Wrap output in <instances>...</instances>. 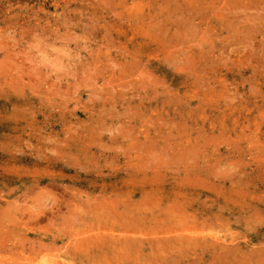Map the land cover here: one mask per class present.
Masks as SVG:
<instances>
[{
    "label": "rangeland",
    "instance_id": "obj_1",
    "mask_svg": "<svg viewBox=\"0 0 264 264\" xmlns=\"http://www.w3.org/2000/svg\"><path fill=\"white\" fill-rule=\"evenodd\" d=\"M0 264H264V0H0Z\"/></svg>",
    "mask_w": 264,
    "mask_h": 264
}]
</instances>
